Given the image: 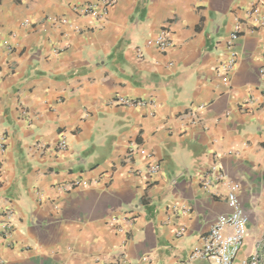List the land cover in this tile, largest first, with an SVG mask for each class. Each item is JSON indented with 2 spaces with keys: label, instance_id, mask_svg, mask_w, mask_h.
I'll list each match as a JSON object with an SVG mask.
<instances>
[{
  "label": "crops",
  "instance_id": "obj_1",
  "mask_svg": "<svg viewBox=\"0 0 264 264\" xmlns=\"http://www.w3.org/2000/svg\"><path fill=\"white\" fill-rule=\"evenodd\" d=\"M254 1L116 0L96 19L78 9L101 0H0L1 264H185L230 211L231 190L248 215L235 264L254 253L250 216L264 214ZM161 32L166 49L147 44Z\"/></svg>",
  "mask_w": 264,
  "mask_h": 264
},
{
  "label": "built area",
  "instance_id": "obj_2",
  "mask_svg": "<svg viewBox=\"0 0 264 264\" xmlns=\"http://www.w3.org/2000/svg\"><path fill=\"white\" fill-rule=\"evenodd\" d=\"M116 0H101L100 5H85L78 9L81 15L91 16L93 18H102L108 11V9L115 3ZM264 0H255L251 7L246 11V16L249 18L255 27L264 26V12L262 7ZM253 29V28H252ZM240 32V26L237 24L234 30L230 34L228 46L232 44ZM147 44L164 50L170 44L171 40L165 32H161L156 37L148 40ZM140 51V49H138ZM235 54L231 53V57L226 64L223 65L225 71H229L235 63ZM264 56V54H263ZM260 72H264V68L260 69ZM117 101L123 104L135 105L140 102L118 98ZM192 122H199L197 118H193ZM2 147V145H0ZM66 147L65 139L59 142V148L64 149ZM157 165H151L148 169L149 172H156ZM81 182L76 180L65 188H71L79 185ZM207 181H204V185H207ZM227 204L230 211L226 214L218 216L212 223L208 234L203 239L200 246H195L189 253L185 264H193L197 260H204L207 264H235V258L243 246L245 236L247 233L248 215L243 209L237 195L231 190L226 196ZM6 221L3 223V236L9 235L12 228V212L10 210L5 213ZM184 232V228H180L177 234ZM1 264V261H0ZM242 264H261L257 254H251L242 260Z\"/></svg>",
  "mask_w": 264,
  "mask_h": 264
},
{
  "label": "rangeland",
  "instance_id": "obj_3",
  "mask_svg": "<svg viewBox=\"0 0 264 264\" xmlns=\"http://www.w3.org/2000/svg\"><path fill=\"white\" fill-rule=\"evenodd\" d=\"M250 221L257 222V227L254 231V247L255 251L252 254H257L261 264H264V214L260 218L254 219V215L250 216ZM261 227L263 229H261ZM248 257V256H247Z\"/></svg>",
  "mask_w": 264,
  "mask_h": 264
}]
</instances>
